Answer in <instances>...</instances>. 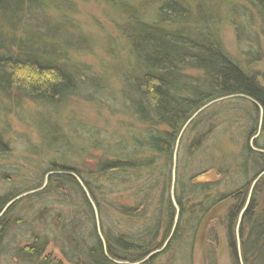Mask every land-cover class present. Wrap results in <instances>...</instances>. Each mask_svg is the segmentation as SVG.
Masks as SVG:
<instances>
[{"label": "trees", "instance_id": "obj_1", "mask_svg": "<svg viewBox=\"0 0 264 264\" xmlns=\"http://www.w3.org/2000/svg\"><path fill=\"white\" fill-rule=\"evenodd\" d=\"M242 1L243 11L256 14L264 34V0ZM54 2L0 0V99H8L15 104L28 100L58 109L70 97L89 101L105 90L102 78L96 76L89 65L63 61L64 45L73 44L71 39L75 37L67 35L63 29L62 15ZM148 2L153 6L155 20L144 19L147 8L142 0L120 4L129 15V22H125L120 32L133 64L132 74L128 72L125 76L123 94L132 115L142 124L141 129L131 138V144L119 141L106 144L96 136L91 148L105 147L101 149V157H92L94 162L90 170L50 161V166L41 174L33 175V180L19 178L20 184H25L19 190L0 194L1 212L15 196L37 190L13 203L0 217V252L9 251L12 258L3 256L10 264H18L13 259L15 257L24 264H49V258L44 255L47 246L54 241L52 237L59 240L60 252L70 264H115L105 256L87 194L75 177L66 172L79 177L96 206L109 257L128 262L140 261L161 246L156 241L159 232L164 229L163 238L166 239L173 227L175 208L170 198L173 156L178 134L186 121L212 100L245 95L262 108L261 123L264 127V77L260 83L257 75L247 72L226 51L210 18L200 17L181 0ZM165 23L179 26L171 28L163 26ZM188 70L193 72L188 73ZM228 102H231L230 108ZM213 107L219 110L215 108L209 112ZM259 107L241 97L217 102L189 123L179 144L188 132H193L188 152L197 149L196 146L199 149L205 140L219 134L221 117L227 116L229 110L233 113L229 121L238 122L237 128L247 136L256 130V126L248 124L250 118L255 122V117H258L256 120L260 122ZM229 125L224 127L228 129ZM230 132L233 136V130ZM56 134L55 129L44 131L45 147L53 151L63 149L61 146L64 150H72L70 144H55L53 137ZM9 151L8 143L0 135V157ZM224 154L223 151L221 161L216 163L218 173L229 172L235 163L246 174L250 165H256L257 159L264 167V153L256 152L249 142L239 147L229 160ZM180 168L177 154L174 195L179 207L178 223L165 249L158 254H164L176 245V251L185 249L187 255L184 257L188 260L205 216L219 202L241 193L237 190L243 187L223 193L215 189L212 179L196 180L203 175L212 176L208 170L198 173L194 182L186 186L178 178ZM48 172L55 173L48 176L46 185L42 187ZM114 184L118 189L112 188ZM114 192H123L126 196L104 197ZM185 195L192 196L190 205ZM241 199L237 197L222 217L233 264H239L236 224L243 207ZM24 203L28 206L19 208ZM109 210L116 211L118 217L114 220L108 218L106 213ZM103 218L107 220L105 226ZM126 219L132 222L143 220L139 234L125 225L129 224ZM244 223H248L247 231L242 227ZM112 226L114 229H110ZM119 226V231H116ZM238 234L243 264H264V209L255 213L252 205L247 207ZM216 237L214 230H210L204 244L203 255L211 264H216ZM14 239L17 243L8 249Z\"/></svg>", "mask_w": 264, "mask_h": 264}, {"label": "rangeland", "instance_id": "obj_2", "mask_svg": "<svg viewBox=\"0 0 264 264\" xmlns=\"http://www.w3.org/2000/svg\"><path fill=\"white\" fill-rule=\"evenodd\" d=\"M139 1L55 0L56 9L62 15L60 21H62L63 29L68 33L67 35L75 37L71 39L73 44L70 46L64 45L65 47L62 50L63 61H78V63L89 65L90 70L95 72L96 76L102 78L101 82L105 90L102 95L89 101L78 97H70L69 100L59 105L58 109L43 107L39 103L28 100L15 104L11 100L0 99V135L10 147V151L0 157V194L19 190L25 185L20 184L19 178L26 177L33 180V175H39L45 171L50 166V161L65 162L71 166H77L78 168H75L80 170H90L91 164L94 162L92 157H101V149L105 147L100 145L98 149L91 148L96 136L99 141L106 144L118 141L132 143L131 138L141 129L142 124L132 115L123 94L125 76L128 75V72L132 74L130 71L133 70V64L128 46L120 32V28L124 26L125 22H129V15L124 8H121L120 4L121 2L132 4ZM181 1L191 6L193 11L200 17L210 18L226 51L242 68L251 74L257 75L258 81L263 82V27L255 13L243 11L244 4L242 0ZM142 3L147 8L144 11V19L146 21L155 20L153 6L149 5L148 0H142ZM163 26L173 28L179 25L165 23ZM188 71V73L193 72V70ZM230 105L231 102H228V108L231 107ZM215 108L213 107L208 111H213ZM216 110H219V108H216ZM251 111L254 112L253 109ZM226 113L228 117H221L222 123L218 128L219 134L216 136L213 134L205 140L199 149L196 146L197 149L194 148L190 153L188 152L189 144L194 138L193 132H188L183 137L177 153L181 166L178 178L187 186L189 183L194 182V178L198 173L208 170L211 174L213 173L212 181L216 184L215 189L217 188L224 193L228 189L235 190L243 187L237 190L241 193L219 202L205 216L198 229L190 259L187 260L184 257L187 255L185 249H177L176 251V245H173L164 254H156L155 257L148 259L143 264H189L187 261L190 264H211L207 256L203 255L204 244L210 230H214L217 236L216 264H233L226 244V231L222 219L227 208L235 203V199L239 197V200L242 198L243 201L241 210H245L250 205L253 206L255 213L264 209V167L260 165V159L254 162L256 165H250L246 174L239 170L235 163L226 173H218V165H216V163H219L217 161H221L223 151L224 155L228 156L227 160H229L233 153H237L239 147L241 148L245 142H249L252 149L262 154L263 152L259 150H264L263 124L261 123L259 127V120H256L258 117H255V122L254 119L250 118L251 121L248 124L256 126V130L246 136V133L241 134L240 129L237 128L239 126L238 122L229 121L233 117L232 111L229 110ZM249 113L250 116H254V113ZM246 119L247 122L248 117ZM225 125H229L227 126L228 129L224 127ZM48 129H55L57 132L56 137H53L55 144L60 145L58 143L61 142L66 145L70 144L72 150H64V147L61 146L63 149L53 151L45 147L43 136L44 131ZM232 130L233 136L230 135ZM252 183L251 195L247 199L248 188ZM14 186L17 188H14ZM107 186H111V184ZM116 186L114 184L112 188L114 190L118 189ZM123 194V192H114L113 194H106L104 197L115 198ZM243 197L245 198L243 199ZM185 198L188 205L193 202L192 196L185 195ZM27 206L28 204L24 203L19 208L25 209ZM106 215L114 220L119 214L114 210H109ZM98 219H100L99 214ZM133 219L131 218V220ZM126 220L129 224L125 225L134 233L139 234L144 223L143 220L136 219L133 222ZM103 221L105 226L106 218H103ZM247 226L248 223H244L242 226L245 231L248 230ZM110 229H114V226ZM119 229L120 226L116 231H119ZM163 230L159 232L156 239L161 245L159 249L162 248V250L168 244L165 245L167 238H163ZM15 239L11 246L8 245V249L17 243ZM52 241L47 246L44 255V257L49 258V264H70L60 252L59 240L52 237ZM8 252H0V255H2L0 256V264H10L3 256L9 255L12 258ZM106 253L108 255L107 251ZM107 255L105 254L106 257ZM13 259L18 264H24L16 257Z\"/></svg>", "mask_w": 264, "mask_h": 264}, {"label": "water", "instance_id": "obj_3", "mask_svg": "<svg viewBox=\"0 0 264 264\" xmlns=\"http://www.w3.org/2000/svg\"><path fill=\"white\" fill-rule=\"evenodd\" d=\"M233 97H241V98H246L248 99L249 101H251L253 104L257 105L255 103L254 100H252L251 98L245 96V95H231V96H227V97H222V98H219V99H215V100H212L210 102H208L207 104L203 105L202 107H200L191 117L189 120L186 121V123L182 126L179 134H178V137H177V140H176V147H175V151H174V156H173V167H172V178H171V187H170V198H171V201H172V204L175 208V216H174V222H173V227H172V230H171V233L170 235L168 236V238L166 239L165 241V245L169 242L171 236L173 235L174 233V230H175V227L178 223V217H179V207L175 201V195H174V192H175V181H176V174H175V169H176V157H177V148H178V145H179V140L184 132V130L186 129V127L189 125V123L198 115L200 114L202 111H204L205 109H207L209 106L217 103V102H220V101H223V100H226V99H229V98H233ZM259 107V106H258ZM259 112H260V122H259V127L261 126V122H262V116H263V110L261 107H259ZM261 152L264 153L263 150H259ZM55 172H48L45 176V180L43 182V186H45L46 182H47V178L49 175L53 174ZM67 174H70V175H73L75 177V179L80 183V185L82 186L83 190L85 191V193L87 194V197H88V200L90 201L92 207H93V210H94V214H95V220H96V226H97V231H98V235H99V238L102 242V245H103V250L105 252V254L107 255L106 253V246H105V240H104V237L101 233V230H100V226H99V219H98V213H97V209H96V206L94 205L92 199L90 198V196L88 195V192L86 190V188L83 186L81 180L79 179V177L77 175H75L74 173H71V172H66ZM212 179V176L211 175H203V176H200V177H197L196 180H210ZM252 188H253V185L252 187L250 188V191H249V194H248V198H250V195H251V191H252ZM39 190V189H38ZM37 190H31V191H27L25 193H22L20 195H17L16 197H14L13 199H11L10 201H8L6 203V205L4 206V208L2 209L0 215L7 209L9 208L13 203H15L16 201L22 199L23 197L27 196V195H30L34 192H36ZM243 210H241L239 216H238V220H237V224H236V240H237V250H238V261H239V264H243V261H242V257H241V249H240V240H239V234H238V227H239V224L241 222V219H242V215H243ZM162 250L161 249H158V250H154V251H151L146 257H144L143 259H141L140 261H136V262H128V261H121V260H116V259H112L110 257H107L115 264H143L144 262H146L148 259H150L152 256L158 254L160 251Z\"/></svg>", "mask_w": 264, "mask_h": 264}, {"label": "bare ground", "instance_id": "obj_4", "mask_svg": "<svg viewBox=\"0 0 264 264\" xmlns=\"http://www.w3.org/2000/svg\"><path fill=\"white\" fill-rule=\"evenodd\" d=\"M227 97V96H226ZM256 103V102H255ZM257 104V103H256ZM255 105V104H254ZM256 106H259L258 104L256 105ZM177 150H178V148H177Z\"/></svg>", "mask_w": 264, "mask_h": 264}, {"label": "flooded vegetation", "instance_id": "obj_5", "mask_svg": "<svg viewBox=\"0 0 264 264\" xmlns=\"http://www.w3.org/2000/svg\"><path fill=\"white\" fill-rule=\"evenodd\" d=\"M252 185H253V183H252ZM252 187V186H251Z\"/></svg>", "mask_w": 264, "mask_h": 264}]
</instances>
